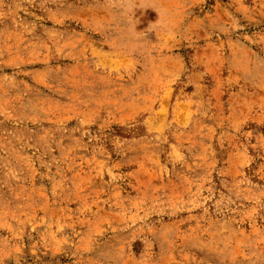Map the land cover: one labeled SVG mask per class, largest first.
Wrapping results in <instances>:
<instances>
[{
    "label": "rangeland",
    "instance_id": "374dc122",
    "mask_svg": "<svg viewBox=\"0 0 264 264\" xmlns=\"http://www.w3.org/2000/svg\"><path fill=\"white\" fill-rule=\"evenodd\" d=\"M0 264H264V0H0Z\"/></svg>",
    "mask_w": 264,
    "mask_h": 264
}]
</instances>
